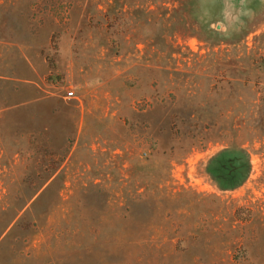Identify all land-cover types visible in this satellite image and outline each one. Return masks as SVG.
Returning a JSON list of instances; mask_svg holds the SVG:
<instances>
[{
	"label": "rangeland",
	"instance_id": "374dc122",
	"mask_svg": "<svg viewBox=\"0 0 264 264\" xmlns=\"http://www.w3.org/2000/svg\"><path fill=\"white\" fill-rule=\"evenodd\" d=\"M263 94L264 0H0V209L58 264H264Z\"/></svg>",
	"mask_w": 264,
	"mask_h": 264
},
{
	"label": "trees",
	"instance_id": "16d2710c",
	"mask_svg": "<svg viewBox=\"0 0 264 264\" xmlns=\"http://www.w3.org/2000/svg\"><path fill=\"white\" fill-rule=\"evenodd\" d=\"M261 102H263L264 105V94L261 99ZM261 113L264 115V112ZM57 169L58 167H52L47 169L45 179L41 182V184L36 185L34 194L42 187L43 182L49 179L56 172ZM248 170H249V164L248 161H245V169H244L245 173L241 181L245 179ZM26 204H27V200H22L17 204H9L7 205L6 208L0 209L1 210L0 214H2L0 216V246L2 242L6 239L7 235L10 234L12 231L16 229L28 230V232H31L28 235L29 238L24 237L21 240L24 241L28 239V245H30V247L25 251H20L16 253L14 255L15 260L31 261V260L40 259L41 257H45L46 263L58 264V262H60V259L54 257L56 256L54 246L57 242V239H61L62 233H59V235H56V237L53 239H50V237L48 238V235L44 233L43 235H41L42 230L39 229V226L40 224H42V220L40 216L35 213L34 210L25 208ZM7 210H10L8 216L5 215ZM32 236L34 237L38 236L39 238L38 243L33 242L31 244L32 239L36 240V238ZM67 251L76 253L75 252L76 250L74 248H67Z\"/></svg>",
	"mask_w": 264,
	"mask_h": 264
},
{
	"label": "built area",
	"instance_id": "2783aa9c",
	"mask_svg": "<svg viewBox=\"0 0 264 264\" xmlns=\"http://www.w3.org/2000/svg\"><path fill=\"white\" fill-rule=\"evenodd\" d=\"M73 92L72 91H69V95H71Z\"/></svg>",
	"mask_w": 264,
	"mask_h": 264
}]
</instances>
